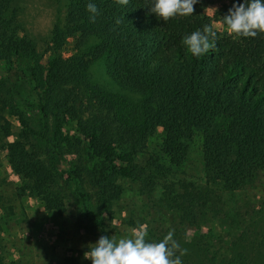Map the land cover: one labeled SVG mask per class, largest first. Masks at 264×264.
Masks as SVG:
<instances>
[{
	"label": "trees",
	"instance_id": "trees-1",
	"mask_svg": "<svg viewBox=\"0 0 264 264\" xmlns=\"http://www.w3.org/2000/svg\"><path fill=\"white\" fill-rule=\"evenodd\" d=\"M66 1L65 41L98 42L82 56L44 65L34 43L20 33L13 0H0L2 137L13 135L2 113L21 124L14 141L3 144L0 137V149L22 175L21 190L57 213L69 199L79 226L97 228L99 239L109 237L104 215L113 214L127 184L142 205L137 217L130 211L124 221L132 228L147 225L149 242L173 232L187 249L182 264H263L254 258L261 248L257 235L245 219L229 216L221 193L239 191L264 172V33L217 36L215 47L196 58L182 39L206 25L204 0L193 15L167 22L150 12L153 0ZM90 2L98 8L95 22ZM61 42L58 34L54 43ZM100 59L120 89L142 100L134 103L92 84L88 66ZM26 104L35 115H26ZM157 132L160 154H150L149 139ZM195 133L205 170L201 185L176 175ZM68 156L72 168L63 178L58 166ZM85 190L92 192L96 211L89 209ZM208 217L228 220L235 239L204 233ZM63 264L79 262L66 257Z\"/></svg>",
	"mask_w": 264,
	"mask_h": 264
},
{
	"label": "rangeland",
	"instance_id": "rangeland-1",
	"mask_svg": "<svg viewBox=\"0 0 264 264\" xmlns=\"http://www.w3.org/2000/svg\"><path fill=\"white\" fill-rule=\"evenodd\" d=\"M67 4L66 0H13L12 8L16 13L20 33L34 43L40 62L44 65L54 59L60 62L74 55L82 56L98 42L96 37L89 38L83 45H77L75 39L65 41ZM233 4L235 0L202 1V12L207 18L206 25H211L217 36L230 35L222 24V18L228 14ZM58 34H61L62 42L61 45L56 46L54 42ZM106 63V59H100L88 66V75L92 84L108 94L128 101L134 103L141 101V95L122 90L114 83L107 73ZM2 74H5V70L0 65V76ZM23 108L26 115H35V107L26 104ZM2 115L10 123L13 133L6 139L0 132L1 143L6 144L16 139L21 124L15 116L7 113ZM160 136L161 134L157 132L149 139L150 154H160ZM200 143V134H193L191 140L187 142L188 155L176 174L179 178L197 185L206 181L199 150ZM6 153L5 149H0V263L63 264L65 258L70 257L75 258L79 264H91L90 260L84 258V253L87 252L89 245L98 241L97 228L92 227L87 230L79 226L75 204L69 199L65 203L64 211L57 213L45 210L37 198L25 194L21 190L22 175L15 172L8 164ZM71 163L72 157L68 156L62 159L58 166L59 175L63 178L66 177L65 172L72 168ZM53 181L62 183L56 177ZM123 185L127 190L120 201L113 206V214L104 215L105 233L117 240L131 236L133 228L124 220L131 216L130 211H133L132 214L137 217L141 213L142 205L131 188L127 184ZM70 191L72 192V189ZM85 192L86 196L88 195L87 199L89 197V209L96 211L92 203V192L90 190ZM221 195L223 207L229 216L234 221L241 220L239 223L245 219L247 228L252 229L257 235L255 240L261 244V248L259 253L254 254V258L264 264V172L239 191H223ZM107 217L111 220L108 221ZM134 221L140 224L138 219L134 218ZM84 223L87 224L86 221ZM204 225L203 232L210 236L221 237L226 242L235 239V233L229 228L228 220L208 217ZM243 229L244 227L241 226L240 231Z\"/></svg>",
	"mask_w": 264,
	"mask_h": 264
},
{
	"label": "clouds",
	"instance_id": "clouds-1",
	"mask_svg": "<svg viewBox=\"0 0 264 264\" xmlns=\"http://www.w3.org/2000/svg\"><path fill=\"white\" fill-rule=\"evenodd\" d=\"M129 0H117L127 5ZM198 0H153L149 9L157 17L167 22L177 16L193 15L194 5ZM90 20L95 22L98 8L95 3L87 5ZM119 24L120 21H117ZM222 24L230 35L236 37H256L264 33V0H243L233 4L228 14L222 18ZM217 32L211 25L196 30L182 39L187 51L196 58L203 56L215 47ZM147 225H140L131 230L130 237L119 240L101 236L95 244L88 246L84 258L91 264H182L181 257L187 249H181L174 239V233L168 232L162 240L149 242ZM179 253V254H178Z\"/></svg>",
	"mask_w": 264,
	"mask_h": 264
}]
</instances>
